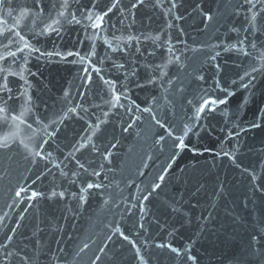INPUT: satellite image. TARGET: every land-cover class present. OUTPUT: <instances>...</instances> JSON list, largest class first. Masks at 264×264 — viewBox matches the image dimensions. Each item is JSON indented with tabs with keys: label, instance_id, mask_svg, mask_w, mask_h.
Returning a JSON list of instances; mask_svg holds the SVG:
<instances>
[{
	"label": "water",
	"instance_id": "1",
	"mask_svg": "<svg viewBox=\"0 0 264 264\" xmlns=\"http://www.w3.org/2000/svg\"><path fill=\"white\" fill-rule=\"evenodd\" d=\"M62 2L0 6V33L61 54L0 61L23 70L7 105L0 92V264H264V31L242 30V0H120L95 40L79 11L80 25L57 17ZM56 18L59 35L28 31Z\"/></svg>",
	"mask_w": 264,
	"mask_h": 264
},
{
	"label": "snow or ice",
	"instance_id": "2",
	"mask_svg": "<svg viewBox=\"0 0 264 264\" xmlns=\"http://www.w3.org/2000/svg\"><path fill=\"white\" fill-rule=\"evenodd\" d=\"M72 2L75 3H79V0H72ZM120 0H111V3L106 7L105 10H96V0H93L91 6H85V5H81V8L83 9V11H80V9L77 10H71V3L70 0H63L62 3H59L56 7H57V17H63L67 19V22L69 24H77L80 25L82 23V20L80 18H78L77 16V11L80 12V17H82L84 20H87L89 23L87 26H85V35L86 38H88L89 40H95L97 38V30H103V26L105 23V17H107L109 15V13H112L114 9L117 8V5L119 4ZM143 0H137V3L132 4V8H136L137 4L142 3ZM36 4L37 7H39L40 4V0H36ZM245 5L247 6L245 8ZM0 6H5L4 5V0H0ZM155 7H160L161 6V0H155ZM172 7H176V4L173 0L172 3ZM240 9L244 10L246 13H251V15H245L244 19L248 25L247 28H243L242 30L244 32H249V31H256V30H260V31H264V0H242V3L240 4ZM41 12L44 11V9H40ZM238 14V13H237ZM259 18V19H258ZM207 19H211V17H207ZM61 23L59 18L56 19H52L51 22L44 28L42 29L40 32H34L32 29H28V31L33 32V35H41V34H46L49 31L52 32H56L57 35H59V28L56 27V25H59ZM259 25V28H258ZM169 27H171V25H168ZM91 28L92 29V36H87V29ZM233 31H238L237 29L233 28ZM18 37V39H16ZM130 39H139V38H131ZM150 39H152L153 41L158 40L159 37H150ZM16 44V50L12 51L11 50V46L13 44ZM82 43V41H81ZM239 43H243V40H240ZM0 45H2L4 47V49L7 50L6 55H0V61H9L11 59L12 63H18L19 60H23L25 63L27 62L28 57L26 55H22L23 53H25V51H27L28 53H32V52H40V49L36 48L34 45H32L30 43L29 39H26L25 35L21 34L20 31H14L12 29H9L8 32L6 33H0ZM110 46V45H109ZM253 47H255V45H253ZM232 49H235L238 52L243 53L245 56L248 55V53L243 49V48H236L235 45L231 46ZM93 50H94V45H93ZM230 50L229 48H226L225 51ZM137 51H139V49L137 48ZM169 51H171V49H169ZM61 55L59 52H40L41 56H52V55ZM67 56H78L80 58L79 62H83V60L89 55L88 53H85L83 56L79 53V52H72V51H68ZM63 58V57H62ZM213 59H215V57H213ZM120 68H124V65L121 64L119 65ZM159 67V66H157ZM94 71L97 72V74L99 75V69H93ZM84 71H88L87 69H84ZM253 72L259 71V69H256L255 67L252 69ZM20 79H23V70L21 69L19 73L13 72L10 70V64H0V92H6L9 95H7V98L5 100V105H7V100L13 99V97L10 95L12 89L9 86V76H17ZM164 75H166V73H161V77H163ZM246 76H250L251 73H245ZM88 79L90 80L91 78L88 77ZM101 79H103V77H101ZM200 79H203V77H200ZM241 79L243 80L244 77H241ZM105 84H107L110 88H111V96L112 99L110 101H108L109 103L112 104L113 107H115L120 99H121V95L123 93H118L114 87V83L112 81H104ZM150 83H154V80H150ZM25 83H27V81H25ZM242 87L244 88H248L249 87V83H244L242 85ZM21 95H23V93H21ZM67 95V93L65 94ZM191 103V101H190ZM208 101H205V105H207ZM211 103L215 104L217 103V101L213 100L211 101ZM219 103L223 104L225 103L224 100H220ZM5 107H0V114L5 113ZM9 111H13V109L9 108ZM25 111H28V109H25ZM69 111L74 112L75 109H69ZM144 111H148V109H144ZM204 111V107L201 106L198 109V112H203ZM21 116L24 115V113L22 112L20 114ZM11 119L13 121L20 119L17 116H12ZM7 122V118L5 117V123ZM20 123H24L23 119H20ZM29 128H31V124L27 125ZM91 127V126H89ZM99 127V125H97V128ZM129 127H131V125H129ZM161 127H164L163 124H161ZM127 129H125L126 131ZM94 135V133H93ZM169 135H172L171 132H169ZM89 141L91 140V137H88ZM176 139L179 140V143L176 145V147L178 148H185L186 145L184 144L183 139L177 137ZM10 145H8V143L5 141L4 143H0V148H5V147H9ZM87 146V145H84ZM93 148H95V145H92ZM114 147V145H113ZM77 151H79V148H77ZM37 155H39V153H37ZM110 155V153L108 154ZM105 159H108V156L106 155L104 157ZM41 159H43V157H41ZM79 163V162H77ZM80 168H84L83 164H79ZM85 171H87L86 168H84ZM75 174V173H74ZM95 175H99L98 172L94 173ZM164 177L161 176L160 180H163ZM253 180H255V176H253ZM101 185L98 184H94V183H88L87 184V189H93V188H100ZM159 185H156L153 188V191H155L156 188H158ZM21 191H24V189H21ZM17 196L20 195V192L16 193ZM39 194L36 192L32 193V197L30 198H35L36 196H38ZM53 196H56L57 193L53 192L52 193ZM61 198L64 196L63 192H60L58 194ZM81 199H83V197H81ZM144 199H147V196L144 197ZM141 227H143V225H141ZM121 235H123L121 233ZM124 239H129L127 236L123 237ZM9 239H11L9 237ZM133 247H136L135 243H133ZM157 247H168L171 249V251L173 253H176L177 255H180V250L173 247L171 244H167V245H157ZM137 255H139V249H137ZM141 259H143L141 257ZM188 260H193L194 257L188 256L187 257Z\"/></svg>",
	"mask_w": 264,
	"mask_h": 264
}]
</instances>
